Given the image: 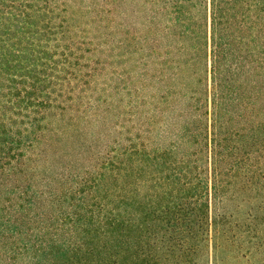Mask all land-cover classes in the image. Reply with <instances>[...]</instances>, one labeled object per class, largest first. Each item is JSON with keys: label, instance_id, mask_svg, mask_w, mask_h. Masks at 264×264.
<instances>
[{"label": "trees", "instance_id": "16d2710c", "mask_svg": "<svg viewBox=\"0 0 264 264\" xmlns=\"http://www.w3.org/2000/svg\"><path fill=\"white\" fill-rule=\"evenodd\" d=\"M131 2L94 150L71 115L96 96L86 44L50 0H0V264H264V0Z\"/></svg>", "mask_w": 264, "mask_h": 264}, {"label": "rangeland", "instance_id": "374dc122", "mask_svg": "<svg viewBox=\"0 0 264 264\" xmlns=\"http://www.w3.org/2000/svg\"><path fill=\"white\" fill-rule=\"evenodd\" d=\"M10 1L12 2V0H5L3 6L11 4ZM50 2L58 10L63 11L60 14L64 16L65 23L70 28L64 33L65 36L71 43L83 41V45L86 44L85 50L88 52L89 61H92L91 63L97 69L98 74L95 81L93 80L92 88L96 89L95 97L101 100L98 103L88 91L89 99L83 100L82 104L76 106L71 111V115L72 120L78 122V130L85 131L83 146L91 144V138L94 135L97 143L93 149L102 150L106 145L113 143L119 130L118 100L122 99V96L118 93V89L120 82H126V76L132 74L133 61L131 59L130 62L129 57H125L126 60L123 61L126 62L121 63L123 61L118 58L123 49L121 41L126 33L125 28L130 30L132 27L136 28L134 23L139 20V17L132 15V10L136 11L138 6L136 7L131 0H50ZM9 8L5 14L1 15L3 19H7L5 16L8 10H12ZM11 21H3L6 24H2L3 27H1L2 32L5 33L4 38L10 44L11 41L17 42L19 39L17 23L14 20ZM137 30L140 32L139 29ZM126 86L123 85V88ZM124 94V110L130 112L132 110L129 106L128 91ZM169 124L170 121L167 118L162 121L160 135H163V131L165 135L167 134ZM150 188L149 204L152 209L159 199L155 197L152 186Z\"/></svg>", "mask_w": 264, "mask_h": 264}]
</instances>
